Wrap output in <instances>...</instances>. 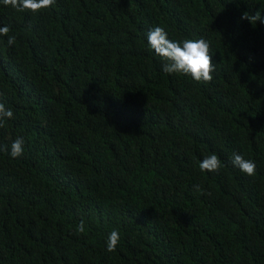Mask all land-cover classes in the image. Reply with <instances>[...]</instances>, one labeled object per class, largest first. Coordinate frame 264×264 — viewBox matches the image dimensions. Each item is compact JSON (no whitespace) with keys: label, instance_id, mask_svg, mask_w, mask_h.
<instances>
[{"label":"trees","instance_id":"trees-1","mask_svg":"<svg viewBox=\"0 0 264 264\" xmlns=\"http://www.w3.org/2000/svg\"><path fill=\"white\" fill-rule=\"evenodd\" d=\"M257 11L264 0H55L38 13L0 0V103L13 112L0 264H264V23L240 19ZM155 26L206 40L212 81L163 72ZM213 154L220 169L202 172Z\"/></svg>","mask_w":264,"mask_h":264},{"label":"clouds","instance_id":"clouds-1","mask_svg":"<svg viewBox=\"0 0 264 264\" xmlns=\"http://www.w3.org/2000/svg\"><path fill=\"white\" fill-rule=\"evenodd\" d=\"M55 3V0H3V4L11 6L19 11H29L38 13L43 9L50 8ZM241 20H248L253 26L256 23H264V14L257 11L255 14L243 13ZM9 28L7 26L0 27V35L7 36ZM147 40L151 50L156 56L160 57L164 63L162 71L168 74H183L189 75L194 81L208 83L213 79L212 72L215 70L212 56L209 54L210 45L204 39H185L181 41H173L169 39L167 31L161 26H155L147 33ZM15 42L14 36H9L8 44L13 45ZM13 112L7 109L3 103H0V127H3V122L6 118H11ZM0 150L8 152L7 147H0ZM24 140L22 137L15 139L10 147V155L13 158H18L23 155ZM233 166L237 167L241 172L248 176L255 174L256 165L253 161L245 159L238 153H233L231 157ZM221 163L219 158L213 154L206 156L200 163L199 169L203 171L216 172L220 169ZM197 191H201L199 186H196ZM78 232H84V224L81 221L77 228ZM119 233L113 230L107 239V250L115 251Z\"/></svg>","mask_w":264,"mask_h":264}]
</instances>
